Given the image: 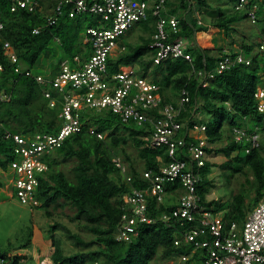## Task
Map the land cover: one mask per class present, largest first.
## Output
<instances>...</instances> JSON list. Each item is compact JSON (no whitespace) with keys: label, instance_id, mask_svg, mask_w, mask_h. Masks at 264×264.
I'll return each instance as SVG.
<instances>
[{"label":"trees","instance_id":"obj_1","mask_svg":"<svg viewBox=\"0 0 264 264\" xmlns=\"http://www.w3.org/2000/svg\"><path fill=\"white\" fill-rule=\"evenodd\" d=\"M37 1L39 6L34 11L24 8L11 11L12 0H0V20L4 26L0 32V64L2 65L0 93L5 94V98H0V169L5 175L8 174L9 163L15 159L14 141L5 136L7 132L24 136L36 132H56L61 122L58 118L60 104L50 107L48 99L43 94L48 85L37 82L35 76L15 72L16 64L11 62L5 53L4 41L9 42L21 65L33 73L47 74L39 69L41 61L50 65L52 59L58 58L54 69L49 71V75H54L61 61L68 60L73 66H76L77 62L81 65L91 52V46L89 42H84V37L85 28L94 22L92 15L78 14L69 17L67 7H64L58 20L48 25L46 17L51 13L57 0ZM177 1L184 7L188 6L185 0ZM46 3L50 7L49 12L46 11ZM169 3L167 0V12L176 13ZM197 3L199 6L206 5L207 0H197ZM253 3L257 4L258 0H252L249 5ZM262 5L264 2L259 4L256 11V21ZM233 11L237 12L235 9ZM188 13L190 16V10ZM243 16L248 17L244 12ZM178 18L179 32L172 34V38L186 36L191 39L196 32L206 29L205 25H198L192 17ZM236 19L237 16L221 12L210 24L212 28L224 27L230 31L234 29L232 23ZM154 20L155 18L150 16L148 20L140 23L145 26L146 31L150 30V33L147 37H141L140 43L125 42L127 51L111 59L110 68L116 70L120 64L136 63L143 76L159 84L165 101L174 102L182 87L188 90L190 101L186 105L187 110L179 116V120L186 121V127L194 123H204L206 125L204 133L208 142L205 150L226 156L227 160L222 164L224 168H233L234 172L245 168L246 174L252 175V178L246 177V182L254 189L255 195L252 200L245 202L247 191L241 189L232 194L228 200H207L209 187L213 186L208 179L209 162L202 167V177L197 191L202 203L209 210L221 212L224 219L229 222L232 220L240 222L246 212L264 197V137H261L259 146L251 147L250 151L246 152L245 148L249 143L244 140L236 142L232 132L234 127L252 132L255 127L262 126L264 119V114L258 110L257 100L254 97L256 86L261 82L260 57L254 51L256 45L242 44L243 54L252 58L250 64H236L227 70L215 73V77L203 86L189 72L191 64L185 59L169 58L158 64H152L154 49L150 47V43L151 34L154 32ZM37 26L41 27L40 32L33 33V28ZM187 51L191 53L196 68H212L219 58L218 55L210 54V49L200 46L191 45ZM58 52L60 55L56 57ZM170 87L173 93L167 96L165 89ZM52 92L54 93V90ZM194 106H196L195 110H193ZM224 119H227L225 124ZM81 120L84 121V125L80 132L70 134L59 147L42 157V161L48 167L47 170L37 174L36 196L40 199V207L47 217H52V212L48 210L51 205L53 210L66 204L74 207V214L70 218L80 223L93 236L89 242H86L78 234L68 232L74 244L87 248L83 250L82 247L69 255L62 252L59 242L53 241L52 262L54 264H157L155 257L158 254L162 258H168L188 253L190 248L186 245L173 244L177 224L173 226L161 220L141 223L138 235L133 241L125 242L117 239L116 236L123 212L125 193L130 187L146 186L147 181L141 175L142 170L149 168L157 170L161 163L159 159L163 162L169 160L165 146H151L149 132L144 126L134 122L124 123L107 110L86 109L81 114ZM90 125L96 132L105 133L110 139L111 146H118L131 139L138 148L140 167L130 160L128 154L124 155L126 161L117 157L121 162V165L117 166L113 161L116 156L109 152L107 142L88 131ZM180 134L185 135L184 127ZM67 158L73 159L74 164L66 172L59 165ZM121 167H125L126 171L122 172ZM128 175L132 178L129 182L126 181ZM1 185L3 182L0 177ZM171 188L172 186H167V189ZM10 194L15 195L14 192ZM148 206L149 216L152 217L172 208L163 203L156 204L153 197H148ZM58 225V222L51 224L52 231ZM92 242L97 243V246L90 250L88 245ZM22 259L24 255L11 256L0 250V264H19Z\"/></svg>","mask_w":264,"mask_h":264},{"label":"built area","instance_id":"obj_2","mask_svg":"<svg viewBox=\"0 0 264 264\" xmlns=\"http://www.w3.org/2000/svg\"><path fill=\"white\" fill-rule=\"evenodd\" d=\"M251 1L237 0L234 9L243 10L250 22L255 23L258 6L256 3L249 5ZM166 2L167 0H57L46 17V24H54L64 7H67L69 17L90 14L94 22L85 28L84 41L91 46L88 58L81 65L77 62L76 66L63 60L54 75L33 73L23 67L9 42L4 41L5 53L16 64L14 71L35 76L37 82L48 85L43 94L50 107L60 104L58 118L61 122L56 132H36L26 136L14 132L5 134L14 141L15 154V159L9 163L8 185L20 202L39 205L40 199L36 196L37 174L48 167L42 157L59 147L67 136L81 131L84 125L81 114L84 110H107L124 123L134 122L144 126L149 132L151 146H165L169 158L166 162L159 159L161 163L157 170H142L141 175L147 181L144 188L130 187L125 193L117 239L133 241L141 223L161 220L173 226L177 224L173 241L175 246L186 245L190 248L188 253L177 257L178 262L264 264V197L246 212L240 222L225 220L221 212L209 210L201 201L197 186L202 177V167L210 160L212 152L205 150L208 142L204 123L186 127V121L179 120L190 101L188 90L182 87L174 102L165 101L159 84L143 76L136 63L120 64L116 70L110 68V60L127 51L122 37L150 16L155 18L150 43V47L154 49L153 65L169 58L185 59L191 64L189 72L199 84L206 86L208 80L215 77V73L236 64L251 63V56L226 50L218 55L212 68H196L191 53L187 51L191 46L190 40L186 36L172 38V34L179 32V16L167 12ZM185 2L192 8L197 0ZM38 6L37 0H12L10 9L34 11ZM196 23L200 25L202 20L197 17ZM3 27L0 20V32ZM40 28L34 27L32 32L39 33ZM254 51L260 57L261 66V82L256 86L254 97L258 110L264 114V40L257 43ZM75 60H78L77 57ZM0 98H5L3 92L0 93ZM195 108L196 106L193 110ZM183 127L185 135L180 134ZM88 131L99 139L106 136L105 133L96 132L91 125L88 126ZM232 132L236 142L244 140L249 143L245 148L249 152L251 147L259 146L261 137H264V119L262 126L255 127L252 132L240 127L232 128ZM113 161L117 166L121 165L119 158L115 157ZM121 171L125 172L126 168L121 167ZM130 179V175L126 176L127 182ZM168 185L172 188L167 189ZM148 197H153L156 204L163 203L172 208L160 212L156 217L149 216Z\"/></svg>","mask_w":264,"mask_h":264},{"label":"rangeland","instance_id":"obj_3","mask_svg":"<svg viewBox=\"0 0 264 264\" xmlns=\"http://www.w3.org/2000/svg\"><path fill=\"white\" fill-rule=\"evenodd\" d=\"M45 7L46 11L49 12L50 7L47 3ZM196 8H198V4ZM237 12H241V10H237ZM238 23L244 26L247 41L252 45H256L257 37L264 38V5H262L258 13L256 23L251 24L243 18ZM148 33H150V30L146 31L145 26L136 25L122 39L124 43L136 44L142 41L141 37H147ZM227 33L230 35L229 32ZM56 55V57H59L60 52ZM56 63H58V58L52 59L50 65L49 63L46 65L45 61H41L39 69L41 68L44 73L48 72L54 69L53 66ZM165 91L167 96L173 93L171 87L165 89ZM205 118L207 119V116ZM226 122L227 119H224L223 123L225 124ZM102 140L107 142L109 152L112 155L125 160L124 155L128 154L130 160L137 167H140L141 161L138 156V148L135 147L131 139L118 146H111L110 139L106 136ZM210 155L211 158L208 160L210 164L207 166V169L208 179L212 182L213 186H208L209 192L206 199L228 200L232 194L244 189L247 191L245 202L252 200L255 192L250 184L246 182V177L252 178V175L250 173L246 174L245 168L242 171L234 172L233 168L222 167L223 162L227 158L221 153L212 152ZM73 164V159L67 158L62 161L59 167L67 172ZM0 177L3 182V185L0 186V250L3 253L11 256L24 255V259L20 260L19 264H54L51 260L53 241L59 242L62 252L67 255L73 254L82 247L83 250L87 249H85L86 246L74 244L73 238L68 235V232L78 234L86 242H89L93 236L80 223L70 218L74 214V207L66 204L53 210L51 209V205L48 210L52 212V217H47L40 206L34 207L22 203L14 194H10L11 189L8 185V175H5L1 169ZM55 222H58L59 225L52 231L50 225ZM96 246L97 243L92 242L88 245V249H94ZM155 262L157 264H176L178 259L176 257L162 258L158 254L155 257Z\"/></svg>","mask_w":264,"mask_h":264},{"label":"crops","instance_id":"obj_4","mask_svg":"<svg viewBox=\"0 0 264 264\" xmlns=\"http://www.w3.org/2000/svg\"><path fill=\"white\" fill-rule=\"evenodd\" d=\"M169 2V6L176 11V13L174 14L178 16H184L186 18L192 17L194 20L198 17L202 20V25L206 26V29L196 32L194 37H192L191 39L188 38L190 40L191 45L208 48L211 51L210 54H219L223 53L226 50L231 51L232 53L241 52L242 44L249 43L244 33V26L240 25L238 22L242 18L248 21L249 23L251 22L243 16V11H233V5L235 4L234 0H207V4L202 6H199V4L196 2V5L198 4V8H196V5L192 8L190 5L184 7L180 5L177 0H170ZM263 2L264 0H258L257 6L259 7V4ZM189 10L191 13L190 16L188 13ZM221 12L226 15L231 14L233 16H237L236 21L232 23L234 29L227 31L224 27H211L210 23H212L213 20L216 19ZM139 25L143 26V24ZM227 32H229L230 35ZM260 40H264V38L261 39V37H257V43ZM49 71H46L47 74L43 75H49Z\"/></svg>","mask_w":264,"mask_h":264},{"label":"clouds","instance_id":"obj_5","mask_svg":"<svg viewBox=\"0 0 264 264\" xmlns=\"http://www.w3.org/2000/svg\"><path fill=\"white\" fill-rule=\"evenodd\" d=\"M235 3H236V1H235ZM235 5V4H234ZM247 19L249 20V18L247 17ZM195 21H196V19H195ZM250 21V20H249ZM256 23V22H255ZM254 24V23H253ZM139 25V24H138ZM200 25H202V24H200ZM257 45V44H256ZM242 52V51H241ZM243 53V52H242ZM219 54H221V53H219ZM219 54H213V55H219ZM10 193H12L11 192V190H10ZM38 206H41V201H40V204L39 205H36V206H34V207H38ZM170 258H172V257H170ZM176 258H177V256H176ZM178 259V258H177ZM95 264H97V263H95Z\"/></svg>","mask_w":264,"mask_h":264}]
</instances>
